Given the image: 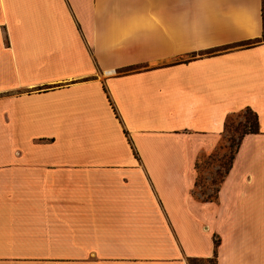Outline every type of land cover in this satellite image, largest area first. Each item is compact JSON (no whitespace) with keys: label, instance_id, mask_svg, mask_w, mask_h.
Here are the masks:
<instances>
[{"label":"crops","instance_id":"obj_1","mask_svg":"<svg viewBox=\"0 0 264 264\" xmlns=\"http://www.w3.org/2000/svg\"><path fill=\"white\" fill-rule=\"evenodd\" d=\"M262 8L0 0V264H264ZM247 108L259 133L196 196Z\"/></svg>","mask_w":264,"mask_h":264},{"label":"rangeland","instance_id":"obj_2","mask_svg":"<svg viewBox=\"0 0 264 264\" xmlns=\"http://www.w3.org/2000/svg\"><path fill=\"white\" fill-rule=\"evenodd\" d=\"M250 119H253V116L245 110L228 117L223 136L215 151L210 155L199 156V175L197 188L194 190L196 196L203 198L215 196L231 157L237 150L239 139L246 130L247 120ZM195 264H203V262H195ZM208 264L214 263L209 262Z\"/></svg>","mask_w":264,"mask_h":264},{"label":"trees","instance_id":"obj_3","mask_svg":"<svg viewBox=\"0 0 264 264\" xmlns=\"http://www.w3.org/2000/svg\"><path fill=\"white\" fill-rule=\"evenodd\" d=\"M262 12H263V27H264V0H263ZM258 42H264V30H263L262 38ZM245 111L248 112V113H250L253 116V119L247 120V124L245 125V129L246 130L243 132V135L239 139V143H238L236 152L238 151V149L240 147V144H241L243 138L246 135L259 133V117H258V115L255 112H253L250 108L245 109ZM236 152H235V154H236ZM235 154L232 155L231 160H230V163L227 166L226 171H225V173H224V175H223L222 180L220 181V183L224 180V177L230 171V168L232 167V164H233V160H234ZM196 167L198 169V161H197ZM196 184H197V182H196ZM218 190H219V186H218V188L216 190L215 196L209 197V198H205V199H216L217 198V195H218ZM215 243H216V246H217L219 244V241L216 239L215 240ZM216 260H217V256L215 255V257L211 258L209 261L210 262H213L214 264H216ZM194 264H195V262H194Z\"/></svg>","mask_w":264,"mask_h":264}]
</instances>
